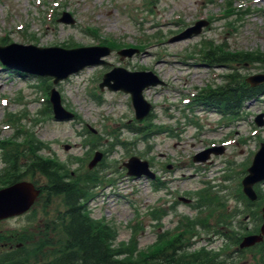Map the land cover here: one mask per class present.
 I'll list each match as a JSON object with an SVG mask.
<instances>
[{"label":"rangeland","instance_id":"obj_1","mask_svg":"<svg viewBox=\"0 0 264 264\" xmlns=\"http://www.w3.org/2000/svg\"><path fill=\"white\" fill-rule=\"evenodd\" d=\"M263 8L264 0H0L3 43L69 47L109 38L110 47L130 44L138 49L123 59L112 51L106 63L58 82L62 105L72 113L64 119L54 118L39 77L0 66V141L10 140L0 146V167L11 153H17L19 166L27 164L30 145L61 165L63 173L82 185L90 222L114 231L112 245L123 260L153 264L149 247L162 238H176L183 252L204 247L221 253L227 264H264V245L238 248L259 225L264 204H249L240 183L245 162L264 142V126L254 123L257 114L264 117V88L226 120L218 119L221 113L212 104L187 107L201 90L222 84L228 71H236L238 84L264 72L259 56L264 55ZM62 11L75 22L57 20ZM199 19L207 23L198 33L180 35ZM204 44L218 46L216 53L224 58H205L213 54L202 55ZM238 51L253 56L245 59ZM178 63L183 66L179 79ZM71 64L65 61L58 70ZM114 66L151 70L165 81L143 91L152 104L143 120L134 118L128 94L98 87L103 73ZM213 144H223L224 151L205 162L193 161L195 153ZM95 151L102 153L101 160L89 168ZM131 155L146 160L155 177L128 175L123 163ZM25 179L45 189L27 213L0 220V246L16 238L13 250L0 247V264H46L66 245L63 196L49 193L38 171ZM205 203L211 204V212L198 220ZM177 228L183 231L175 235ZM19 241L24 245L16 247Z\"/></svg>","mask_w":264,"mask_h":264},{"label":"water","instance_id":"obj_2","mask_svg":"<svg viewBox=\"0 0 264 264\" xmlns=\"http://www.w3.org/2000/svg\"><path fill=\"white\" fill-rule=\"evenodd\" d=\"M64 20L69 21L68 17H65ZM131 52L132 51L129 50L127 53L131 54ZM106 53L107 49L104 47L61 49L38 48L35 46H22L18 44L0 47V59L6 65L34 73L48 74L54 76V81L67 77L70 73L79 70L85 65L100 62V57ZM65 61L72 62V64L58 70V67L62 66ZM37 64L42 67H38ZM116 71L108 73L106 75L108 78H105L103 83H101V86L108 85L111 89L129 91L133 97L137 117L140 118L144 116L149 110L150 105L143 99L141 91L143 88L149 85H155L160 81L150 72L125 73L124 71H122V79L118 81V78L116 77L118 76V73ZM109 78H113L115 83L111 85L109 83ZM261 79H264V74L257 77V80ZM51 100L56 115L60 116L58 94L54 89L52 90ZM207 156L208 155L199 153L195 158L198 160H204ZM94 162L95 161H93V163ZM137 163L138 159L136 157H132L129 162L126 163L128 166V173L136 175L145 173L150 175L145 162L141 163L143 165L141 167H139ZM262 178H264V144L256 154L252 166L249 168V175L243 180L244 191L249 197H255V194L251 189L252 183ZM37 193L38 190L35 189L31 183L26 181L18 182L1 189L0 218L25 211L31 205ZM262 232L264 233V225L262 227ZM260 239L261 236L259 235L248 236L244 239L241 245H250Z\"/></svg>","mask_w":264,"mask_h":264},{"label":"trees","instance_id":"obj_3","mask_svg":"<svg viewBox=\"0 0 264 264\" xmlns=\"http://www.w3.org/2000/svg\"><path fill=\"white\" fill-rule=\"evenodd\" d=\"M248 55L244 53L243 56ZM252 90L246 85L240 89L229 84L221 86L219 91L223 94L224 100L219 102L231 104L229 109L237 108L245 97L251 95L249 92ZM32 168L50 179L52 183L50 190L63 194L68 205L67 223L64 224L66 245L62 253L50 264H135L133 261L119 258V250L111 247L113 233L109 227H94L90 223L85 206L80 204V199L84 196L80 187L63 180L59 173L60 168L53 161L37 159L32 163ZM259 194H262L261 190ZM176 240L172 239L163 247L153 249L154 253L149 255L152 260L156 258L153 264H224L216 253L206 252L204 249L192 253L183 252L175 244ZM12 264L26 263L18 261Z\"/></svg>","mask_w":264,"mask_h":264},{"label":"bare ground","instance_id":"obj_4","mask_svg":"<svg viewBox=\"0 0 264 264\" xmlns=\"http://www.w3.org/2000/svg\"><path fill=\"white\" fill-rule=\"evenodd\" d=\"M264 9V8H263ZM176 70H177V78L179 79V78H181V75H182V71H183V66H182V64L181 63H178L177 64V66H176V68H175ZM21 76H23V74H20ZM187 84V82L186 81H183V83H182V85H186Z\"/></svg>","mask_w":264,"mask_h":264}]
</instances>
